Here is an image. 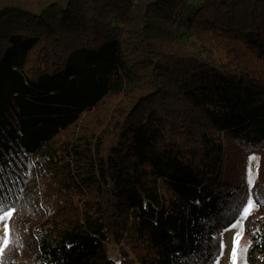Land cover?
Masks as SVG:
<instances>
[{
  "label": "trees",
  "instance_id": "trees-1",
  "mask_svg": "<svg viewBox=\"0 0 264 264\" xmlns=\"http://www.w3.org/2000/svg\"><path fill=\"white\" fill-rule=\"evenodd\" d=\"M189 6L0 0V264H215L250 196L264 264V0Z\"/></svg>",
  "mask_w": 264,
  "mask_h": 264
},
{
  "label": "rangeland",
  "instance_id": "rangeland-1",
  "mask_svg": "<svg viewBox=\"0 0 264 264\" xmlns=\"http://www.w3.org/2000/svg\"><path fill=\"white\" fill-rule=\"evenodd\" d=\"M187 1L190 5L188 11H191L192 6L196 5L197 3L200 4L202 0H187ZM181 40L187 42V44H186L187 47H190V46H192V44H194V43H192L193 40H190V38H187L186 36H183L181 38ZM192 48L196 49L195 47H192ZM217 52H220V51H217ZM215 55L219 56L220 54L216 53ZM246 59H245V61H247ZM259 66L262 67L259 69H261V71L264 73V65L262 64ZM128 102H129V100L127 98H111V99L107 100L106 104H104L103 107H101L100 109H98L94 113L87 115V117H86V128H90V129L93 128V129L98 130L99 129L98 124L100 122L101 123L106 122L111 117L112 113L116 112L118 109L121 110L122 108H124L123 105L126 106V104ZM230 150H233V152H234V150H236V147L235 146L233 147V145H232V147H230ZM253 157L255 159H253ZM259 160H260V157L257 154L251 155L249 160H248L245 181H246V186L250 192V195H251V189L253 188V186L255 185V182L257 181L256 172H257V167L259 165ZM249 169H251V171H252V180H253L252 185H250L248 183ZM250 197L253 199L252 196H250ZM245 207H246V205H245ZM256 211H257V204L255 202L254 207L248 216L255 213ZM247 217L246 218L243 217V210H242V214H241L240 218L235 222V223H239V225L241 227L233 228L232 227L233 224H232L230 227H228L226 230L223 231V233L221 235V245L223 244L224 247L222 248L221 254H220V256L217 259L215 264H217V262H219V264H230V254L233 251L234 237L236 236L237 232H242V236H241V239L239 240V246L237 249V252H238L237 264H245V262L247 264V252H244V249L247 248V251H248V247H249V237L246 236L245 231H244L245 221H246ZM11 219L7 222L8 224H10ZM4 224H5V222H0V248L5 247L4 243H3L4 239L8 240V236L5 237V235H4ZM19 232H20V230H18V233ZM120 249L125 250L126 247L123 246ZM120 249H118V246L111 248V250H110L111 255L116 256ZM136 252L139 254H145L147 251L144 247L139 246V247H136ZM130 255L132 257V255H135V254L131 252Z\"/></svg>",
  "mask_w": 264,
  "mask_h": 264
},
{
  "label": "snow or ice",
  "instance_id": "snow-or-ice-1",
  "mask_svg": "<svg viewBox=\"0 0 264 264\" xmlns=\"http://www.w3.org/2000/svg\"><path fill=\"white\" fill-rule=\"evenodd\" d=\"M253 159H255V158L253 157ZM248 175H249L248 183L250 185H252L253 180H252L251 169H249ZM254 203L255 202L251 197H249L246 200V207L243 208V217L244 218H246L250 214L251 210L254 207ZM15 211H16L15 208H9L7 206L0 204V222H5V224H4V235H5V237H7L10 233V226L7 222L13 217V214ZM232 227L237 228V227H241V226L239 225V223H234L232 225ZM241 236H242V232H237L236 236L234 237V247H233V251L230 254V264H237V260H238L237 249L239 246V240L241 239ZM3 243H4L5 248H7L9 241L7 239H4ZM221 247L223 248L224 245L222 244ZM3 251H4V248H0V253H3ZM244 252H247V248L244 249ZM217 264H219V262H217ZM245 264H246V262H245Z\"/></svg>",
  "mask_w": 264,
  "mask_h": 264
}]
</instances>
